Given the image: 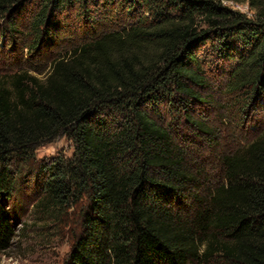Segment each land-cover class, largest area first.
<instances>
[{
  "label": "trees",
  "instance_id": "16d2710c",
  "mask_svg": "<svg viewBox=\"0 0 264 264\" xmlns=\"http://www.w3.org/2000/svg\"><path fill=\"white\" fill-rule=\"evenodd\" d=\"M27 1L0 0L2 29ZM42 1L31 28L44 39L54 12L72 2L86 19L101 2L117 20L54 59L44 79L0 74V253L16 234L9 201L35 150L65 135L73 155L40 171L43 204L85 200L67 264H264V127L220 156L222 176L205 192L161 114L178 102L192 128L215 137L190 111L206 103L200 50L215 43L231 65L222 107L249 122L264 102V0Z\"/></svg>",
  "mask_w": 264,
  "mask_h": 264
},
{
  "label": "rangeland",
  "instance_id": "374dc122",
  "mask_svg": "<svg viewBox=\"0 0 264 264\" xmlns=\"http://www.w3.org/2000/svg\"><path fill=\"white\" fill-rule=\"evenodd\" d=\"M42 2L27 1L23 10L14 12V25L10 28L5 26V30L2 29L4 25L1 21V75L27 70L44 79L54 59L66 55L85 34L104 30L117 20L109 18L111 16L101 2L90 4L88 19L79 4L72 2L54 12L52 18L57 22L44 39L32 33L31 28L35 15L43 7ZM225 4L253 15L247 3L225 1ZM216 48L215 43H209L200 50L210 86L201 90L206 103L195 101L190 105L194 116L213 126L215 137L203 138L192 128L185 119L184 111L177 106L178 102L176 108L170 105L161 108L163 120L171 124L177 143L186 151L188 165L195 171L203 172L204 175L202 172L200 175L203 182L200 190L205 192L206 187H211L222 176L220 156L225 151L238 149L245 138H254L264 127L263 101L252 110L249 122L234 121L227 116L222 105L227 102L224 84L231 65ZM73 153L74 143L65 135H59L35 150V162L24 174L19 191L9 201L16 234L10 248L0 253V264H67L72 246L82 232L81 210L85 200L61 206L43 204L44 176L40 168L57 157L69 158Z\"/></svg>",
  "mask_w": 264,
  "mask_h": 264
}]
</instances>
